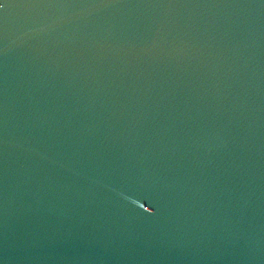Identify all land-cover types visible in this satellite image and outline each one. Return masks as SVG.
<instances>
[{"label":"water","instance_id":"obj_1","mask_svg":"<svg viewBox=\"0 0 264 264\" xmlns=\"http://www.w3.org/2000/svg\"><path fill=\"white\" fill-rule=\"evenodd\" d=\"M0 264H264V0H0Z\"/></svg>","mask_w":264,"mask_h":264}]
</instances>
